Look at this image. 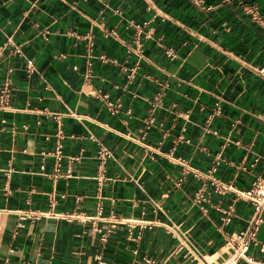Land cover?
<instances>
[{
	"label": "crops",
	"instance_id": "0c3cea01",
	"mask_svg": "<svg viewBox=\"0 0 264 264\" xmlns=\"http://www.w3.org/2000/svg\"><path fill=\"white\" fill-rule=\"evenodd\" d=\"M262 67L264 0H0V264L225 263L254 207L194 196L264 178Z\"/></svg>",
	"mask_w": 264,
	"mask_h": 264
},
{
	"label": "built area",
	"instance_id": "2783aa9c",
	"mask_svg": "<svg viewBox=\"0 0 264 264\" xmlns=\"http://www.w3.org/2000/svg\"><path fill=\"white\" fill-rule=\"evenodd\" d=\"M87 1V0H84ZM201 1V0H200ZM226 1V0H223ZM249 13L253 15V18L256 20H261L262 15L258 8H251L248 10ZM107 35L117 36L118 33L115 30H111L106 32ZM89 45L92 47L94 42L89 40ZM162 45V43H160ZM17 51H20L17 49ZM166 54L169 58L174 59L176 57L173 48L169 47L166 49ZM33 61L31 59L27 60V68L29 71L33 70ZM259 72L264 75V67L259 69ZM101 99L105 102L108 110L112 114H116L119 112L121 107V102L119 100H113L110 98L108 93L99 94ZM9 99H10V89L8 85L5 83L0 90V106L3 108L9 107ZM160 101V99H159ZM216 112L220 113V106L217 103ZM61 138L63 136L61 135ZM62 145L59 144V153H61ZM99 156V169L96 179L100 183L104 178L106 172V163L107 160L112 157V152L108 147L101 146L98 152ZM60 159V157H59ZM61 163H58V170H60ZM217 171V166H214L210 173L209 178L211 179L212 188H202L199 189L194 196V202L200 205V208L203 211H208L209 206L213 205L211 201V197L215 194H225L226 192H231L234 195V201L243 200L245 202L250 203L254 207V213L249 221V224L246 228L238 231H234L227 234V242L232 246V253L230 257L223 264L235 263L238 259L247 258L250 259L248 255V250L252 244L258 243V232L261 224L264 222V178L258 176L249 187L247 188H239L233 182H225L220 178L216 177L214 174ZM224 213L223 220L225 222H230L235 213V205L232 203L228 208L223 209L219 208ZM106 234H103V239H105ZM183 246L187 249L188 253L193 256V258L198 259L201 256L200 251L197 247L192 246L191 241L185 236L183 241ZM264 249V244H262V248Z\"/></svg>",
	"mask_w": 264,
	"mask_h": 264
}]
</instances>
